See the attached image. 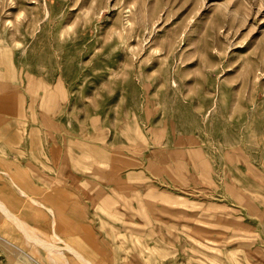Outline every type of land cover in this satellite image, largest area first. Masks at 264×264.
I'll return each mask as SVG.
<instances>
[{"label":"rangeland","instance_id":"rangeland-1","mask_svg":"<svg viewBox=\"0 0 264 264\" xmlns=\"http://www.w3.org/2000/svg\"><path fill=\"white\" fill-rule=\"evenodd\" d=\"M4 94L0 264H264V0H0Z\"/></svg>","mask_w":264,"mask_h":264},{"label":"bare ground","instance_id":"bare-ground-1","mask_svg":"<svg viewBox=\"0 0 264 264\" xmlns=\"http://www.w3.org/2000/svg\"><path fill=\"white\" fill-rule=\"evenodd\" d=\"M0 210H2V212L4 214L7 215V217L9 216L10 217H16V215L10 211L8 209V207L6 206V204L4 202H0ZM19 218L17 217V220ZM11 220H14L11 219ZM16 220V221H17ZM18 221H21L20 219ZM55 222H56V219L54 220L53 222V225L55 226ZM20 223V222H18ZM15 224V223H14ZM18 226V224H16ZM21 226V225H19ZM19 228V227H18ZM23 229L25 235H26V238L28 240V244L29 242L31 241H34L35 244H40L49 254V259L55 263V264H72L71 263V260H69L67 258V256L63 253L62 250H56V244H54L53 242H50L49 240L41 237L39 235V233L37 234V231H35L34 229L36 228H33L32 226H23V227H20ZM23 233V234H24ZM53 240L56 242L57 240H61L65 243V248L70 252L72 253L75 258L78 260V262L82 263V264H94L89 258H87L84 253L79 249V246L78 245H74L72 244L71 242L61 238L58 233L56 232V230L53 231ZM37 246V245H36Z\"/></svg>","mask_w":264,"mask_h":264},{"label":"crops","instance_id":"crops-1","mask_svg":"<svg viewBox=\"0 0 264 264\" xmlns=\"http://www.w3.org/2000/svg\"><path fill=\"white\" fill-rule=\"evenodd\" d=\"M12 97L8 98V94H4V95L0 96V105H2L3 102L4 101H7V100L10 103L13 104ZM0 117H1V115H0ZM14 122L15 121H13V120L10 121V120H4V119L0 118V127H1L0 128V135H5L6 134V136H7L8 134H10V135H8L9 139L10 140L13 139L14 138V135H15L14 131L13 130H7V129L13 127L15 125ZM17 135L19 136V133ZM10 147H12V146H10Z\"/></svg>","mask_w":264,"mask_h":264}]
</instances>
